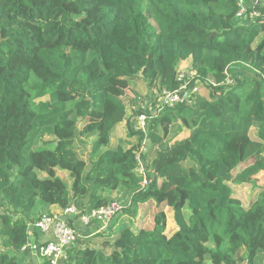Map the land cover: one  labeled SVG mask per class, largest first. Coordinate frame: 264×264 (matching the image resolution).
Instances as JSON below:
<instances>
[{
	"label": "trees",
	"instance_id": "trees-1",
	"mask_svg": "<svg viewBox=\"0 0 264 264\" xmlns=\"http://www.w3.org/2000/svg\"><path fill=\"white\" fill-rule=\"evenodd\" d=\"M256 10L245 20L238 0H0V264H28L29 226L52 206L112 202L127 206L109 232L84 228L59 264H264V187L248 208L232 189L264 174V2ZM186 61L211 98L135 131L127 80L173 90ZM125 121L150 144L146 188L139 147L111 145ZM178 121L189 136L167 144ZM95 236L112 241L91 248Z\"/></svg>",
	"mask_w": 264,
	"mask_h": 264
},
{
	"label": "built area",
	"instance_id": "built-area-1",
	"mask_svg": "<svg viewBox=\"0 0 264 264\" xmlns=\"http://www.w3.org/2000/svg\"><path fill=\"white\" fill-rule=\"evenodd\" d=\"M263 2L264 0H238L236 17L255 20L260 17V12L256 8ZM177 81L179 85L173 90L166 88L158 90L149 87L151 96L145 101L149 108L147 111L143 110L133 119V125L138 131L146 133L149 116L156 115L164 108L173 109L179 105L191 107L199 101L197 96L204 85L191 66L178 68ZM149 148L148 140L144 139L139 149L134 152L138 163L136 174L142 178V188L149 185V171L144 160ZM121 210L122 206L119 202H112L95 208L89 213L83 212L73 205L61 209L58 214L43 215L29 226L32 241L21 250V254L30 253L28 264L34 259H36V264H59L62 260L67 259L68 250L77 242L81 230L91 227L95 229V233L109 232L111 224ZM33 228H36L40 233L38 242L35 241ZM31 264L33 263L31 262Z\"/></svg>",
	"mask_w": 264,
	"mask_h": 264
},
{
	"label": "rangeland",
	"instance_id": "rangeland-1",
	"mask_svg": "<svg viewBox=\"0 0 264 264\" xmlns=\"http://www.w3.org/2000/svg\"><path fill=\"white\" fill-rule=\"evenodd\" d=\"M262 39H264V34H262L257 41L254 44V47L257 46L258 42H260ZM253 51V48L251 49ZM184 63V62H183ZM183 63H181V66L184 67ZM249 63V62H247ZM251 66V65H250ZM253 69H255L253 66H251ZM257 69V68H256ZM255 69V70H256ZM258 71V70H257ZM127 85L129 87L130 90V95L124 99L125 104L128 107V120L127 122H131L132 119H134V114H136V110L138 108H142L144 111H147L149 106L147 104H145L146 98H149V96H151V91H149V86L147 85V82L140 79V78H136V79H130L127 80ZM211 98V92L209 91L208 88L206 87H202L198 96H197V100H209ZM137 100V104L134 103V101ZM135 109V110H134ZM136 116V115H135ZM127 122L125 121L124 123H122L121 125H119L116 130L114 131L113 135H112V141H111V145L112 147H117L120 144V141H124L127 144H124V148L127 149L128 145H135L138 146L140 141V136L138 135H133L130 136L131 133L130 131V126H128ZM134 126V125H133ZM133 129L135 131H138L135 127H133ZM189 136V132L186 128H184L181 123L178 121L176 123H174L172 125V127L170 128V134L169 136L166 138V142L167 144H171L175 141H180L183 140L185 138H187ZM250 136L252 139H257V134H256V130L252 129L250 132ZM78 150H80V153L83 155L84 154L83 150L80 148V145L77 143L76 144ZM139 147V146H138ZM150 151V148H149ZM156 154V150H153L149 153V155L147 156V161L151 162L153 160V158L155 157ZM58 174L64 178L67 182H71V179H69V177L67 176L66 173L58 171ZM264 187V174H261L257 177L256 183L253 184H245V185H239V186H232L233 192L234 194L239 197L244 205V207L248 208L250 205H252V203L255 201L258 193L262 190V188ZM123 195V189H119L116 192H113L111 194V197L113 199H117L118 197H122ZM121 206H123V208L125 206H127V203H121ZM43 207V203L41 201L38 202L37 204V209L40 210ZM122 208V210H123ZM167 217H168V232H170V230H172L175 225L172 219V214L169 208L165 209ZM122 211H120L119 214H121ZM134 228V226H133ZM108 233V232H106ZM104 234V233H102ZM112 241V238H108V237H104V236H95L90 244L91 248H95V249H104L106 248L105 246H107V244L109 242Z\"/></svg>",
	"mask_w": 264,
	"mask_h": 264
},
{
	"label": "crops",
	"instance_id": "crops-1",
	"mask_svg": "<svg viewBox=\"0 0 264 264\" xmlns=\"http://www.w3.org/2000/svg\"><path fill=\"white\" fill-rule=\"evenodd\" d=\"M183 65H184V67H189V66H191V63L189 61H186V62L183 63ZM50 212L52 214H58V213L61 212V208H59L58 206H52L50 208Z\"/></svg>",
	"mask_w": 264,
	"mask_h": 264
}]
</instances>
